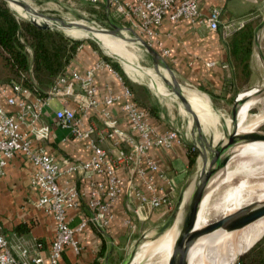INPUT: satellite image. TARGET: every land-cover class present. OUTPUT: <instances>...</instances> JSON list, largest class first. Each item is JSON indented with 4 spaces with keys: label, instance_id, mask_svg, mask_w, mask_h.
Returning <instances> with one entry per match:
<instances>
[{
    "label": "built area",
    "instance_id": "1",
    "mask_svg": "<svg viewBox=\"0 0 264 264\" xmlns=\"http://www.w3.org/2000/svg\"><path fill=\"white\" fill-rule=\"evenodd\" d=\"M69 1L88 5L97 13H103L108 20L125 22L155 50L161 47L155 39L156 29L165 21L177 23L186 20L191 24H203L210 31H220L224 39L249 22V18L222 21L220 8L203 14L199 0ZM257 3L256 11L261 12V19L264 20V0ZM158 53L163 58L167 56L165 50ZM101 69L108 70L118 78L122 86L120 95L108 94L102 100L98 99L94 77ZM0 91L3 94L11 91L6 103L13 108V112H6L0 106V178L8 161L15 156H21L34 166L30 185L39 192L36 206L51 215L55 223V236L48 254L49 264H59L66 246H70L75 253L80 252L75 233L87 226L98 231L108 229L113 221V206L123 193L126 196L135 194L138 204L148 206L152 211L172 208L174 184L159 165L148 158V154L152 149H170L173 140H178L176 134L173 130L164 135L156 133L149 123V113L135 103L132 91L110 64L100 59L83 74L67 66L46 96L33 95L21 83L4 84ZM55 99L59 100L60 108L53 110V118L56 126L64 132L63 141L75 139L84 142L90 155L89 161L68 163L64 170L45 150L52 130L44 121V111L51 107V101ZM115 104L120 105L125 120L130 124V132L119 128L111 110ZM90 114L92 119L96 114L100 124H95ZM107 145L114 152L110 153ZM121 169L130 174L127 182L118 174ZM68 173H80L90 180L86 201L88 214L80 219L75 229L69 226L67 211L78 210L84 194L76 187L62 188L58 185V178ZM96 177L101 179L97 180ZM158 180L160 184H157ZM132 213L135 217L139 215L137 210H132ZM126 223L134 232V224L130 220ZM36 247L41 249L42 244L36 242ZM21 255L26 258V250ZM0 264H44V260L40 255L30 260L15 257L0 226Z\"/></svg>",
    "mask_w": 264,
    "mask_h": 264
},
{
    "label": "crops",
    "instance_id": "2",
    "mask_svg": "<svg viewBox=\"0 0 264 264\" xmlns=\"http://www.w3.org/2000/svg\"><path fill=\"white\" fill-rule=\"evenodd\" d=\"M233 1L199 0L200 11L203 14H208L211 9L220 8L222 21L249 12L253 13V8L247 10L243 7L245 0H235L232 3ZM256 3L255 5L258 6ZM253 15L249 17L251 26L248 30L237 33L228 39H224L220 31H210L203 24H191L186 20L177 23L165 21L156 29L155 39L161 44V47H157L156 50L158 52L160 50L167 51V56L164 59L176 76H174V80L184 89L185 87L193 88L201 93L202 100L205 104H210L213 111L224 110L227 102H232L235 94L238 95L259 82V66L257 64L262 61L259 59L256 44L259 35L258 26H255L257 17H253ZM250 31L252 33L251 44L249 42ZM118 41L120 45L133 44L130 38L123 37ZM126 57L135 60L133 56L127 55ZM253 57H257V60L254 61ZM99 60V55L92 47L83 43L68 66L83 74ZM134 72L139 78V72L136 69ZM2 85L4 84H0V88ZM94 85L99 100L108 94L118 96L122 93L120 81L106 69L98 70L95 73ZM136 85L138 87L134 86L132 91L134 101L149 113V123L152 128L159 135L171 131L173 125L171 111L169 108L163 109L160 104V102L166 105L168 103L175 109L170 102H166L164 99V96L169 93L151 87L156 92V98L160 101L157 104L154 94L146 84L137 83ZM189 92H193V90ZM10 96L11 91L5 94L0 91V106L6 112H13V108L6 103L7 97ZM53 102L57 107L51 105L44 111L43 117L52 130L51 138L45 148L46 152L55 158L62 170L68 163L89 161L90 155L84 142L75 139L63 141L64 132L56 126L53 118V110L60 108L59 100H52L51 104ZM69 105L74 107L72 103ZM189 106L196 114L198 113L193 105L189 104ZM111 110L115 119L118 120L119 128L130 132V124L125 120L120 105H113ZM197 115L200 119L199 113ZM93 118L90 114V119L95 124H100L96 114ZM187 129L186 136L197 145L200 138V124L190 121L187 124ZM188 147L191 146L179 140H173L170 149H152L148 154V158L157 163L168 180L173 182L176 192L183 188L188 178ZM107 149L110 153L114 152V149L108 145ZM198 160L199 158L195 163L194 171ZM33 172L34 166L19 155L8 161L4 168V174L0 178V226L15 257L30 260L40 255L44 264H49L48 254L55 236V223L51 215L36 206L39 192L30 185ZM147 173L150 174L148 171ZM118 174L124 182L130 178V174L123 169L119 170ZM95 179L100 180L101 178L96 177ZM57 182L62 188L76 187L84 194L80 208L67 211L69 226L75 229L79 225L80 219L88 214L86 201L90 180L84 178L80 173H68L61 175ZM157 184H160L159 180ZM139 188L145 191L142 187L139 186ZM163 209L156 210L158 213L156 216L152 215L148 206L138 204L135 194L132 193L130 196L121 194L113 206V221L110 227L105 231H98L87 226L82 231L75 233L74 238L78 242L80 252L75 253L70 246H66L59 264H117L121 257L127 253L133 238L140 233L143 224H154L158 220L159 212H162ZM132 210H137L139 215L135 217ZM128 220L134 224V232L126 223ZM36 242L42 244L41 249L36 247ZM23 250L27 252L26 258L21 255Z\"/></svg>",
    "mask_w": 264,
    "mask_h": 264
},
{
    "label": "rangeland",
    "instance_id": "3",
    "mask_svg": "<svg viewBox=\"0 0 264 264\" xmlns=\"http://www.w3.org/2000/svg\"><path fill=\"white\" fill-rule=\"evenodd\" d=\"M26 8L34 10L37 9L39 12L46 14L48 16L53 17L56 21L58 22H62V23H66L69 24L70 26L74 27H83L81 30H84V32H88L89 34H92L94 31V26L98 27L101 31H103L105 33V35H103L101 38L103 40H105L107 43L111 44V42L109 41V39H111L108 35H110L111 37H113L114 39H122V37L118 36V35H111L110 33L106 34L109 31H113L111 24L115 25L117 28H122L125 30H129V33L126 34V37L124 38H133V32L135 33V30L132 29L131 27L128 26V24H126L125 22H122L120 20H115V19H109L103 14V13H97L96 11H94L92 9V7L88 6V5H83L81 3H78L75 1V3L73 4L72 1L69 0H19ZM258 0H245L243 7L245 9H252L253 13H246L244 15H240L234 18H245L248 19L250 17V15L254 14L253 17H257V21L255 26L257 27L260 22L262 21L261 19V12H257V6L255 5V3ZM5 2V1H4ZM235 0L232 2L234 3ZM6 6L15 13L17 19L24 21V22H28L26 21V19H24L23 17H27L26 15H24L22 12H20V10L16 7V6H12L13 9H15L18 13H16L15 11H13L7 2ZM258 4V3H256ZM231 5V3L229 4V6ZM231 7V6H230ZM34 8V9H33ZM255 10V12H254ZM23 16V17H22ZM28 18V17H27ZM260 20V21H259ZM110 23V24H109ZM87 28V29H86ZM76 29V28H75ZM56 32H59L61 34H63L66 38L74 41V42H79V43H87V44H94L96 46V48L98 49V53L107 56L114 64H116L117 66H119V68L122 70V72L129 78V80H131L134 83H141V84H146L147 87L151 90L152 94H154V98L157 100L156 103L158 104V99L156 98V92L151 88V86L149 85V82H158L160 85L162 84L161 79L156 75H154V68L152 65V61L151 59L148 57V55L146 54V52L144 51L143 47H139L138 45L134 44V46H132L133 44H121V46L119 47L120 51H122L123 54H125L126 56H133L135 57L136 60V64L138 63L139 66L141 67L142 70V75H144L143 79H139L137 74L134 72V69H136L134 66L129 65V64H125V69L123 67L122 62L115 56L116 52L112 49L109 48L104 42L102 41H97V40H91V39H87V40H82V41H78V40H74L73 38H71L70 36H67L65 33H63L62 31H59L57 29H53ZM90 31V32H89ZM257 52H258V56L259 59L263 62H259L257 65L259 66V82L257 84H255L254 86L243 90L242 94H240L239 96V100L242 101L241 105L238 107V112L243 109V108H248V116L249 118L259 115L262 112H264V91L259 92L258 90L260 88L264 87V28H261L259 30V35H258V40H257ZM254 61L255 59L257 60V57H253ZM128 66V68L126 69V67ZM127 73H126V71ZM5 71V70H4ZM128 73H130L128 75ZM4 75V74H2ZM154 75V76H153ZM132 76V77H131ZM156 78V79H155ZM175 77H173L172 79H174ZM259 85L257 88L251 89L255 86ZM185 87V86H184ZM185 89L187 91L192 90L191 88H186ZM250 89V90H249ZM248 90V91H247ZM195 91V90H193ZM254 93H256V97L253 98L251 97L252 95H254ZM261 93V94H260ZM237 94H235L234 98L232 99V102L230 101L229 103L227 102L226 104V108L224 110H212L211 108L210 113H209V123L211 126L216 127V130L221 134V135H227L226 131L228 130L226 125L229 124L231 125V128L235 127V122L231 123L229 116H230V111L233 105V101L235 99ZM244 96V97H243ZM243 97V98H242ZM257 98V100H256ZM166 102H169L167 98H165ZM174 100L177 102V100L174 98ZM160 102V101H159ZM55 102H53V104H51L52 106L54 105V107H57L56 104H54ZM161 106L163 109L169 108L171 111V120H172V130L175 132L176 134V138L181 141L184 142L186 145H190L192 142L191 140L186 136V133L188 134V129H187V124L190 123L189 118L190 116L188 114H184L185 117H182L181 115H179L177 113V111L170 106V104L167 103L164 104L162 102H160ZM53 107V108H54ZM198 114V113H197ZM202 124V121H201ZM238 126V122H236V127ZM232 130V129H231ZM208 133L211 135L212 140H214L213 142L215 143V139H214V135H213V131L211 130H207ZM261 131L264 133V124L262 126H260V128L256 131ZM217 136H219L217 134ZM227 137V136H226ZM194 144V143H193ZM212 144V141H211ZM215 145V144H214ZM192 148L197 151L198 153V157L199 158V152H198V147L194 144L192 146ZM196 159V161H197ZM195 161V163H196ZM195 163L193 164V166L191 168L188 167V178L185 182V185L183 186L182 189H180L179 191L172 194V197L174 199L173 205L171 206V209H167L164 208L162 210V212H159V217L158 220L155 221L154 224L148 225V224H143L140 233H138L135 238H133V242L131 243V246L129 247V249H127V253L121 257V260L118 263L124 262L126 259L129 258L130 254H132L131 259H129L128 263L131 262L132 260V264H153L156 256L154 255V250H155V246L154 243L158 238H152V236L154 235L155 231L162 226L168 219L169 217L173 214V212H175L176 214L180 211L179 210V205L181 204V202L184 200L185 197V193L187 191V189L191 186V184L193 183L194 186L195 184L198 182V180H196L195 176H194V166ZM236 181H231L226 185H220L218 186L209 196V198L203 202V209H202V216H201V220L199 223V228L201 229L203 227H205L207 224H209L210 222H214L222 217L227 216V213L232 210L236 205L237 208L239 210H243L246 207H248L250 204L255 203V200L259 197V195L261 193L264 192V187L262 188L261 183L256 182V183H252L251 186H249L248 189H253L252 191L248 192V193H243L240 194L238 196L234 195V188H235V183ZM191 189L189 190L190 193H188L189 195L191 194ZM187 194L185 200H187V198L189 197V195ZM171 197V198H172ZM239 199V200H238ZM240 204H239V203ZM185 210V207L181 208V212L183 213ZM150 213L153 215L155 214V216L158 214L156 213V211H150ZM177 225H178V221L174 224V226L172 227L176 234H177ZM180 226V224H179ZM179 232V230H178ZM220 234V233H219ZM217 234V235H219ZM217 235L215 236H206V237H201L200 239H198V242H202L203 244H209ZM160 238V237H159ZM141 244V245H140ZM140 245V246H139ZM139 246V248H138ZM122 255V254H121ZM117 263V264H118Z\"/></svg>",
    "mask_w": 264,
    "mask_h": 264
},
{
    "label": "bare ground",
    "instance_id": "4",
    "mask_svg": "<svg viewBox=\"0 0 264 264\" xmlns=\"http://www.w3.org/2000/svg\"><path fill=\"white\" fill-rule=\"evenodd\" d=\"M15 2L16 7L20 10V12H22L28 18L47 21L48 17L46 15L39 14L34 10L26 8L19 0H15ZM262 10H264V4ZM59 23L63 24L66 27L67 32L73 35L74 37H87L89 34L88 32L86 33L84 32V30H81L83 27L79 26L73 28L69 24L62 22ZM112 30L113 31H109L111 35H118L122 38L126 37L125 33H129V30H125L122 28H112ZM93 35L95 36L98 42H104L109 48H112L116 52L117 56L115 57H117L122 62L124 69L125 64L132 65L139 72V79H142L144 77V75H142L143 72L139 64H136L135 60L127 58L122 53V51H120L119 47L121 45L118 39H114L113 37L108 35L111 38L109 39L111 44L107 43L101 38L103 35H105V33L96 26H94ZM130 39L133 42L134 36ZM172 80L175 84V87L183 94L186 104L193 105L198 110L200 120L202 121V124H200V138L198 144L196 145L201 150V155L199 156L198 164L196 170L194 171V176L196 180L199 181L207 172L212 169L215 160V143L213 142L214 140H212L211 135L207 131V126L210 125L208 117L210 113L209 109L211 108V106L210 104H205V102L201 98V94H199L197 91L189 92L183 87H181L174 79ZM149 85L155 89H162V86L158 82L156 83L150 81ZM262 91H264V87L260 88L258 90V93ZM240 94L238 95V99ZM255 94L256 93H254V95H252L251 97L255 98ZM237 112L235 124L236 122H238V126L236 127V129L237 134L239 135L255 133L260 128V126L264 124V112L251 118H249L248 116V108H243L239 111V113ZM231 125H226L228 129L226 131V136H229L228 134L232 129ZM218 137L219 136H216L215 138L218 139ZM231 181H236V183L234 182V195L236 196L252 191L253 189H248L252 183L259 182L262 185L261 187H264V140L243 142L234 148L228 164L220 173H218L212 179L208 191L203 197L195 219L196 230H198L199 228V223L202 216L203 202L205 201V199L207 200L210 194L218 186L226 185ZM193 188L194 184L192 183L185 193L184 202L186 201L185 198L187 194L190 193L189 190H193ZM263 203L264 192L259 195V197L255 200V203L250 204L245 209L255 208ZM240 211L241 210H239L236 205L232 210L227 213V216L234 215ZM181 218L182 212L180 209V211L176 215V220L174 222L175 224L178 221V225L176 228L177 234L172 228L174 226L173 224L170 228H168L165 232H163L160 236L157 237L158 239L154 243V255L156 256V258L153 264L168 263L178 235ZM215 235L217 236L208 245L206 243L203 244L202 242L197 241L201 237L194 241V243L188 249L184 264H233L239 253L251 247L259 238L264 235V217L248 225L240 232L225 233L223 231H216L214 233L207 234L202 237H212ZM132 261L128 264H132Z\"/></svg>",
    "mask_w": 264,
    "mask_h": 264
},
{
    "label": "water",
    "instance_id": "5",
    "mask_svg": "<svg viewBox=\"0 0 264 264\" xmlns=\"http://www.w3.org/2000/svg\"><path fill=\"white\" fill-rule=\"evenodd\" d=\"M4 1L8 3L9 7L13 11L19 14V12H17L15 9L12 8V6H16L15 0H4ZM34 11L38 12L39 14H43L39 12L37 9H34ZM46 16L48 17L47 21L31 19V18H27L23 16L22 17L26 19V21H28L29 23H31L32 25L36 26L39 29H44V30L57 29L65 33L67 36H70L74 40H78V41L87 40V39L96 40L93 33L88 34L87 37H74L73 35L67 32L66 27L63 24L57 22L51 16H48V15ZM111 27L117 28L115 25H112V24H111ZM261 28H264V20H262L260 24L258 25L257 31H259ZM108 33L109 32H107L106 34ZM133 36H134L133 43L138 45L139 47H143L144 51L146 52L148 57L151 59L154 72H155L154 75H156L157 78L159 77L162 81V84H161L162 90L167 91L169 93L168 95H165L164 97L167 98L168 101L175 107V110L177 111L179 115H181L182 117H185L184 114H188L190 116L189 121L195 124H201L200 119L198 118V115L196 114V112H194V110L191 108V106H189V104L186 105L183 94L175 87V84L172 80V78L175 76L174 72L169 67L165 59L154 48L149 47L134 32H133ZM191 89L195 90L193 88ZM238 95L236 96L234 103L232 105L231 111H230L229 119L231 123L236 121V112H237L238 107L242 103V101L238 99ZM174 98L177 100V102L174 100ZM207 129L213 131V135L215 139L214 166L209 172H207L195 184L187 200L185 202L183 200L181 204L179 205V210L182 207H185V210L182 213V218H181L180 226H179V232H178L175 244H174L172 254L167 264H184L186 255H187V252L190 246L194 243V241H196L198 238L204 235L211 234L216 231H223L225 233L240 232L242 229H244L248 225L264 217V203H263L255 208L243 209L234 215L225 216L214 222H210L209 224H207L205 227L201 229H198V230L195 229V219L199 211V207L203 200V197L208 191L210 182L218 173H220L226 167V165L228 164L230 160V157H231V154L234 148L243 142L264 140V133L259 132V131L255 133H249V134H241V135L237 134L236 124H235V127L232 128V130L229 132L228 134L229 136L227 137L225 135L222 136L216 130V127L214 126L208 125ZM217 134L219 135L218 139L215 138ZM193 145H194L193 143L190 144L191 147ZM198 152L200 156L201 150L199 148H198ZM176 215L177 214L173 212V214L169 217V219L155 231L152 238L154 239L157 238L163 232H165L168 228H170L176 220ZM261 238H259L251 247L239 253L233 264H236L237 261L240 259V257L243 256L250 248H252ZM132 254L133 253L130 254L128 259H126L124 262H121L119 264H128V261L129 259H131Z\"/></svg>",
    "mask_w": 264,
    "mask_h": 264
},
{
    "label": "trees",
    "instance_id": "6",
    "mask_svg": "<svg viewBox=\"0 0 264 264\" xmlns=\"http://www.w3.org/2000/svg\"><path fill=\"white\" fill-rule=\"evenodd\" d=\"M255 21L258 22L257 18ZM250 26L251 23L248 22L233 35L248 30ZM81 44L54 30L39 29L29 22L17 19L4 0H0V84L21 83L33 95L46 96V91L54 85L58 76L75 58ZM90 46L100 59L112 66L131 91L134 86L138 87L119 66L107 56L98 53L94 44ZM187 155L188 167L191 168L198 153L192 147H188ZM236 264H264V236L241 256Z\"/></svg>",
    "mask_w": 264,
    "mask_h": 264
}]
</instances>
